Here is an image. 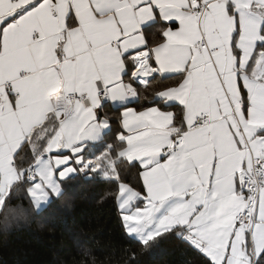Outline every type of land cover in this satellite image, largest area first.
I'll use <instances>...</instances> for the list:
<instances>
[{"label":"snow or ice","instance_id":"obj_1","mask_svg":"<svg viewBox=\"0 0 264 264\" xmlns=\"http://www.w3.org/2000/svg\"><path fill=\"white\" fill-rule=\"evenodd\" d=\"M166 80L153 96L179 123L128 107ZM109 102L123 131L104 144ZM78 173L116 184L144 245L174 233L206 264H264V0H0V210L24 187L39 212Z\"/></svg>","mask_w":264,"mask_h":264},{"label":"trees","instance_id":"obj_2","mask_svg":"<svg viewBox=\"0 0 264 264\" xmlns=\"http://www.w3.org/2000/svg\"><path fill=\"white\" fill-rule=\"evenodd\" d=\"M173 83L154 82L148 90L138 87L140 95L134 107L139 111L155 104L152 88ZM168 108L179 123V108ZM104 115L111 131L103 143H113L121 131L120 109L106 107L101 117ZM102 150L99 144L96 155ZM119 169L122 181L142 188L138 165L125 163ZM61 183L65 193L53 197L39 212L32 208L24 187L13 190L11 199L0 210V264H206L202 254L174 233L157 237L149 245L130 237L117 207L114 182L94 173H78ZM9 206L18 211L9 212ZM21 207L24 211H19Z\"/></svg>","mask_w":264,"mask_h":264},{"label":"crops","instance_id":"obj_3","mask_svg":"<svg viewBox=\"0 0 264 264\" xmlns=\"http://www.w3.org/2000/svg\"><path fill=\"white\" fill-rule=\"evenodd\" d=\"M153 33H155V37L157 38V36H159V32L155 29V28H153V29H150L147 33H146V36H147V39L149 40V41H153V39H154V36H153ZM134 87H137V89H138V87H141V88H143L142 86H140V85H138V84H134ZM139 90V89H138ZM138 101V98H135V99H133L132 100V102H130L129 104H128V107H131V108H133V109H135V110H137L135 107H134V104L136 103ZM153 106H155V107H159V108H161V110H168V111H172L171 109H169L168 107H166L164 104H162V103H155V104H153V105H151V106H149V107H153ZM172 106H175V107H177V108H179V110L181 109V106H179L178 104H173ZM108 107H111V102H109V106ZM123 109L121 108L120 109V112L122 111ZM172 112H174V111H172ZM180 114H181V118H180V121L182 120V112H181V110H180ZM101 115V114H100ZM121 127V126H120ZM123 131V129L121 128V131L120 132H122ZM98 145L99 144H97L96 146H95V148H97L98 147ZM87 154V153H86ZM96 154V153H95ZM68 155H71L70 153H68ZM75 175H77V174H75ZM74 175V176H75ZM73 176V177H74ZM117 207H118V204H117ZM118 210H119V212H120V216H121V219H122V214H121V211H120V209H119V207H118ZM122 223H123V220H122ZM123 225H124V223H123ZM126 231V230H125ZM127 233V232H126ZM130 237H133V238H135V239H137V240H139L137 237H135V236H132V235H129Z\"/></svg>","mask_w":264,"mask_h":264},{"label":"rangeland","instance_id":"obj_4","mask_svg":"<svg viewBox=\"0 0 264 264\" xmlns=\"http://www.w3.org/2000/svg\"><path fill=\"white\" fill-rule=\"evenodd\" d=\"M116 203H117V201H116ZM123 224V223H122ZM124 226V225H123ZM125 229V228H124ZM128 234V233H127ZM129 235V234H128Z\"/></svg>","mask_w":264,"mask_h":264}]
</instances>
